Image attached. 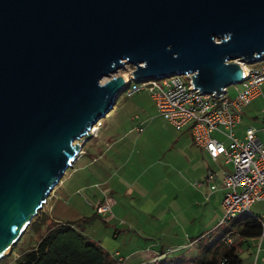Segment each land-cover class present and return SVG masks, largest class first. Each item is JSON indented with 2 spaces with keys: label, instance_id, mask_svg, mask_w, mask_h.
Instances as JSON below:
<instances>
[{
  "label": "water",
  "instance_id": "95a60500",
  "mask_svg": "<svg viewBox=\"0 0 264 264\" xmlns=\"http://www.w3.org/2000/svg\"><path fill=\"white\" fill-rule=\"evenodd\" d=\"M263 58L264 0H0V257L114 105L118 68L220 94Z\"/></svg>",
  "mask_w": 264,
  "mask_h": 264
},
{
  "label": "rangeland",
  "instance_id": "374dc122",
  "mask_svg": "<svg viewBox=\"0 0 264 264\" xmlns=\"http://www.w3.org/2000/svg\"><path fill=\"white\" fill-rule=\"evenodd\" d=\"M249 66L264 68V58ZM131 69L132 67L130 65H125L124 67L118 68L111 76L126 77L124 73ZM236 86L238 87L239 85ZM260 90L261 95L250 102V104L246 105L242 110V124L252 126L257 130L258 135L264 138V84L260 86ZM234 93L235 90L233 85H228L227 95L232 96ZM108 112L110 116H108ZM108 112L105 117L98 120L99 124L102 122L101 131H104V129L108 128V126L110 127L112 124H116L118 121H122L123 123L126 121L131 125L135 124L137 122L136 119L133 121L128 120L130 114L134 112H138L140 117H151L150 121L154 123V125L162 126L166 124L157 114L154 104L144 88L135 92L130 97H125L123 92H119L112 109ZM170 127H168L170 130L169 137L177 138V142L169 148L164 157V160L167 162L165 173H167L170 183L173 184L172 187H164L168 189L166 192L167 196H165L164 199L157 201L156 193L154 192L157 191L156 188L158 189L159 184L151 185L152 180L150 181L147 175H144V177L148 179V182H150V185H148V187L140 185L135 188L148 191L145 200H141L139 203L136 201L135 203L129 202L130 205H127V203L122 204L123 207L118 206L116 209L117 214L109 221L105 216L94 215L90 207V205H93V201L89 198L84 189H79L75 192L71 189V185L74 187V183H76L78 179L75 176H72V178L68 177L71 173L70 165L65 169L64 176H61L58 184L56 183L57 185L55 184L53 189L48 193L40 209L37 211L38 214L32 217L35 223L27 225L16 243L12 244L11 248L9 247L10 251L4 253V255L0 257V264H12L17 255L33 247L41 237L45 226L51 220L71 222L81 234L89 240L96 242L102 250L110 256L115 250L123 257L131 253L132 257L128 259L127 263L120 262V264H152L154 258H146V250L143 251V249L146 247L149 249V246L153 243L167 246L168 248L172 247L171 244L174 242L171 241L172 233L169 235L166 233V230L167 226L171 224L173 220L180 223H186L188 220L190 234H193L192 236L195 237L194 240L200 238L199 244L201 248H203L208 240V233L212 231L211 235H213L219 231L214 229L220 224V219L224 215L223 208L220 204L224 189L221 188V190L218 183L213 180L211 183L220 191L213 195L210 201L204 199V191L206 194L208 193V183L204 182L203 184L205 187L202 186L200 188H197L195 185L196 182L202 179V175L194 157H192L194 154L191 148H187L186 141L188 135L184 130L178 132ZM236 130L237 129L234 130V132H236L235 136L241 139L243 133ZM106 131H108V129H106L105 132ZM175 134L179 135L175 137ZM211 135L223 144H226L225 138L220 133L213 132ZM82 138L79 141L75 140L73 143L76 144L79 142V144H81L83 141ZM159 142L164 143V140L160 139ZM186 150H189V157L185 156ZM185 160L187 161L185 162ZM206 164L209 165L211 169L215 170L218 176L220 175L221 169L227 173L232 172V166L229 163L223 164L222 161H219L218 165H214L213 163H208L206 160ZM155 168L156 166L154 169H150L153 173V177L155 174H162L160 169ZM181 184H188L191 188L200 191L202 198H200L199 201L191 203L189 206H181L180 199L173 196ZM180 198L182 200V197ZM182 201L184 203L185 199ZM173 204H175L174 207L171 206ZM177 207H180V209ZM111 211L110 207L109 212L111 213ZM250 212L258 215L264 220V201L254 202L250 206ZM226 224L227 221L221 222L220 228H223ZM229 237L235 242L240 240L236 238L235 235ZM195 247H197V243L194 242L190 248L192 249L191 251L176 249L177 251L167 253L166 259H159L154 264H175L173 259H176L177 262L180 263V259H188L196 255ZM263 247L261 246L260 252H258L256 256L255 247L246 248L245 244H242L241 247L238 246L237 252L245 264H264Z\"/></svg>",
  "mask_w": 264,
  "mask_h": 264
},
{
  "label": "built area",
  "instance_id": "2783aa9c",
  "mask_svg": "<svg viewBox=\"0 0 264 264\" xmlns=\"http://www.w3.org/2000/svg\"><path fill=\"white\" fill-rule=\"evenodd\" d=\"M238 63L243 70L242 79L232 84L235 90L232 96L227 95V87H223L220 94L203 93L192 85L191 74L135 82L130 79L132 66L131 70L124 73L126 78L121 91L125 97H130L135 92L146 89L157 114L168 125L176 131L187 128L192 142L205 150L210 160L215 161L221 156L225 163L232 166L230 173L221 171L218 176L208 170L205 175L204 181L208 183L209 190L216 189L211 182L217 176L220 177L221 188L224 189L220 201L224 215L219 223L229 221L242 213H250V206L254 202L264 201V140L257 137L253 127H247L241 139L233 132L240 121L242 109L261 95L264 68L249 66V63L243 61ZM95 124L92 127L94 131H90L91 135L95 133L99 122ZM213 132L220 133L226 144L212 137ZM110 206V199L104 196L103 201L94 207V211L103 216L110 213ZM257 239L255 256L264 240V220ZM226 241L230 243L232 240L228 237ZM176 249L179 248H166L157 257ZM111 257L121 262L116 254Z\"/></svg>",
  "mask_w": 264,
  "mask_h": 264
},
{
  "label": "crops",
  "instance_id": "0c3cea01",
  "mask_svg": "<svg viewBox=\"0 0 264 264\" xmlns=\"http://www.w3.org/2000/svg\"><path fill=\"white\" fill-rule=\"evenodd\" d=\"M107 114L110 116L109 112ZM107 114H105L103 117H105ZM252 115L255 116L254 114ZM135 119L137 122L133 125L128 124L126 121L124 123L122 121H118L116 124H112L110 127L108 126V128H106L108 131L106 132V129L101 131V122L98 125L95 133L81 145L80 152L76 155L70 166L71 173L68 175V177L72 178V176H75L78 179L76 183H74V187L71 185V189H73L74 192L79 189H84V191L87 192V195L93 201V205H90L93 213L95 212L94 207L103 201L104 196L110 199V207L112 211L111 213L103 215L109 221L117 214L116 209L118 206L123 207L122 204L127 203V205H130L129 202L135 203L136 201L139 203L141 200H145V196H147L146 194L148 191L135 187L140 185H145L148 187V185H150L148 179L150 181L152 180L151 185L159 184L158 189L156 188L157 191L155 190L156 192H154L156 193L157 201L162 200L165 198V196H167L166 192L168 189H165V186H173L167 177V173H165L167 162L164 160L169 148L177 142V138L169 137L170 130L168 127H170V125H168L165 121V125H154V123L150 121L151 117H140L138 112H134L128 117L129 121H133ZM242 122L243 117L241 112L240 121L235 125L234 130L237 129L236 131H241L243 133L247 127H252L248 124H242ZM138 128H140V130H138ZM181 130L186 131L188 135V139L186 141L188 146L187 148H191L194 154L192 157H194L197 167L200 169L202 175V179L196 182L195 185L197 188L202 186L205 187L203 183L205 182L204 180L207 171L212 170L215 172V170L211 169V167L206 164V160L208 163H213L214 165H218L219 161H222L223 164L228 163H225L221 156H218L215 161L210 160L205 150L199 148L192 142L188 129L183 128ZM235 133L236 132H234V135ZM177 135L179 134H175V137H177ZM256 135L259 139L264 140V138H261L260 135H258L257 130ZM160 139H163L164 143H160ZM185 156L189 157V150H186ZM186 161L187 160H185V162ZM155 166V169H160L162 174H155L153 177V173L150 171V169H154ZM221 171L224 170L221 169ZM144 175H147L148 179H146ZM62 176H64V173ZM215 181L218 183L221 189L220 177L217 176ZM207 191V194L204 191L203 196L206 201H210V198L213 195L219 193L220 190H218V188L209 190L208 188ZM173 196L180 199L179 201L181 206H189L191 203L199 201L200 198H202L201 192L191 188L188 184H181ZM180 197H182V200L185 199L184 203ZM174 205L175 204L171 206L174 207ZM180 207L177 208L180 209ZM95 215L98 214L96 213ZM166 233L169 235L172 233L171 241L174 242H172V247L170 248H179L191 251V246L194 244V242L197 243V241L194 240L195 237L192 236L193 234H190L189 232L188 220L186 223H180L173 220V222L167 226ZM257 242V237L247 238L243 240L241 245L245 244L246 248L255 247ZM189 243L191 244L188 247H185ZM263 245L264 240H262L260 248L261 246L263 247ZM166 248L168 247L153 243L149 246V249L146 247L143 249V251L146 250V258L152 257L153 259L157 257L158 253L162 252ZM195 248L197 253L198 249L197 247ZM113 254H116L121 258V263H127L128 259L132 257L131 253L127 254L125 257L120 256L116 250Z\"/></svg>",
  "mask_w": 264,
  "mask_h": 264
},
{
  "label": "trees",
  "instance_id": "16d2710c",
  "mask_svg": "<svg viewBox=\"0 0 264 264\" xmlns=\"http://www.w3.org/2000/svg\"><path fill=\"white\" fill-rule=\"evenodd\" d=\"M38 214V212L36 213ZM96 213L94 212V215ZM263 220L254 213H242L227 221L226 226L220 228L221 223L208 233L206 245L201 248L197 239L198 252L188 259H180L175 264H245L237 252L243 240L258 237ZM35 223L31 220L28 225ZM239 238L238 242L226 241L229 236ZM162 254V252L158 253ZM167 254V253H166ZM166 254L154 258L152 264L159 259H166ZM12 264H120L94 241L81 234L71 222L51 220L44 228L36 244L21 252ZM171 264V263H170Z\"/></svg>",
  "mask_w": 264,
  "mask_h": 264
},
{
  "label": "bare ground",
  "instance_id": "6f19581e",
  "mask_svg": "<svg viewBox=\"0 0 264 264\" xmlns=\"http://www.w3.org/2000/svg\"><path fill=\"white\" fill-rule=\"evenodd\" d=\"M242 73H243V70H242ZM121 78H122L123 81H124L126 77H125V76H124V77L121 76ZM90 131H94V128H91V129L88 131V133H90ZM82 137H83V136H82ZM82 137H80L79 140H80ZM82 139H83V138H82ZM8 249H9V248H8V246H7V247H6L1 253H7V252H8Z\"/></svg>",
  "mask_w": 264,
  "mask_h": 264
}]
</instances>
